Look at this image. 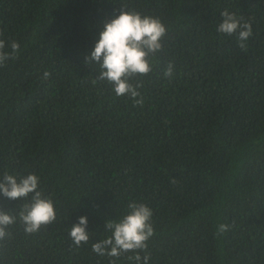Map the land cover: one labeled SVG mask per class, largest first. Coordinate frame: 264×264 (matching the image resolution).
Returning a JSON list of instances; mask_svg holds the SVG:
<instances>
[{
	"label": "trees",
	"instance_id": "16d2710c",
	"mask_svg": "<svg viewBox=\"0 0 264 264\" xmlns=\"http://www.w3.org/2000/svg\"><path fill=\"white\" fill-rule=\"evenodd\" d=\"M121 6L167 30L152 71L130 81L142 105L85 63ZM225 9L251 23L246 50L217 32ZM0 39L20 46L0 66V179L37 175L56 212L25 234L27 201L0 193L17 216L0 264H109L92 244L131 202L153 213L149 264H264V0H0ZM81 216L90 239L77 248Z\"/></svg>",
	"mask_w": 264,
	"mask_h": 264
},
{
	"label": "clouds",
	"instance_id": "9594fccd",
	"mask_svg": "<svg viewBox=\"0 0 264 264\" xmlns=\"http://www.w3.org/2000/svg\"><path fill=\"white\" fill-rule=\"evenodd\" d=\"M222 22L217 32L229 36L236 35L238 46L246 50V41L252 36V26L248 21L238 18L235 13L227 9L220 13ZM166 27L158 17L142 15L137 11H129L121 6L119 14L114 18L105 20L103 30L93 50L85 58L86 64L95 62L101 71L97 79L106 80L113 86L117 96H129L137 105L143 104L138 89L142 86L130 81L137 76H146L152 71V57L162 50V39L166 34ZM19 44L11 41L6 51V42L0 39V66H4L9 59L19 54ZM173 65L169 63L164 72L166 77L173 76ZM48 74L45 73V76ZM173 184L176 181H171ZM39 177L28 174L17 180L16 176L4 173L0 179V193L11 200H25L18 214L19 222L23 225L25 234L38 232L42 226H47L56 220L53 201L45 197L38 190ZM31 194L30 200L29 196ZM152 210L143 203L131 202L128 212L119 221L109 220L105 227L111 235L92 244V251L99 256H108L109 264H116V259L126 253L134 255L127 259L134 264H149L151 255L147 252V241L154 235L151 223ZM17 222V216L8 211L0 210V241L11 236L8 228ZM87 218L79 217L78 223L72 225L68 232L73 245L79 248L89 239L87 231ZM229 226L220 224L217 234L224 233ZM141 252L145 254L141 256Z\"/></svg>",
	"mask_w": 264,
	"mask_h": 264
}]
</instances>
